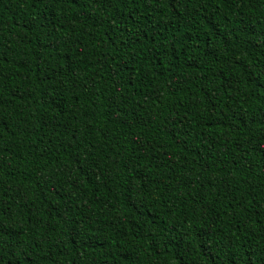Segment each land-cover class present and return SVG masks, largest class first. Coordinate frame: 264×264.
Returning a JSON list of instances; mask_svg holds the SVG:
<instances>
[{
	"label": "trees",
	"instance_id": "trees-1",
	"mask_svg": "<svg viewBox=\"0 0 264 264\" xmlns=\"http://www.w3.org/2000/svg\"><path fill=\"white\" fill-rule=\"evenodd\" d=\"M0 264H264V0H0Z\"/></svg>",
	"mask_w": 264,
	"mask_h": 264
}]
</instances>
